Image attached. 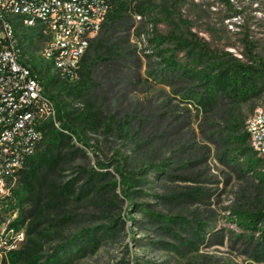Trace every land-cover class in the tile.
Returning a JSON list of instances; mask_svg holds the SVG:
<instances>
[{"label":"rangeland","instance_id":"374dc122","mask_svg":"<svg viewBox=\"0 0 264 264\" xmlns=\"http://www.w3.org/2000/svg\"><path fill=\"white\" fill-rule=\"evenodd\" d=\"M150 1L153 5L147 6L144 17L132 13L130 31L125 33L131 62L125 64L122 77L99 87L93 96L72 102V109L80 110L97 99L107 118L91 134L99 156L88 150L90 159H77L75 166L95 168L99 161L111 162L120 153L129 158L131 168L165 162L167 173L157 178L156 172H150L143 193L134 198L136 209L121 187L109 194L115 205L104 217L91 203L82 202L80 218L73 223L50 231L45 227L38 238L39 263L55 259L51 256L57 255L58 246L74 234L121 216L124 227L113 238L86 255L68 256L66 264H264V256L256 255L250 233L243 232L236 215L241 209L251 210L254 205L249 203L259 196L255 174L260 170L251 176L237 166L255 156H244L239 150L238 133H226L219 118L184 99L197 83H167L159 65L161 59L174 55L182 65L205 68L208 56L200 63L194 61L184 46L178 47L180 39L198 43L199 51L206 50L210 56L230 53L246 61L249 38L255 54L264 59V0ZM44 44L37 40L25 47L26 52L38 59ZM250 105L256 106L255 111L264 109V92ZM72 172H66V177L76 175ZM192 189L204 192L197 202L183 197ZM260 197L264 199L263 194ZM151 213L164 220L156 222ZM199 222L206 228L198 241L194 233ZM9 256L0 258V264Z\"/></svg>","mask_w":264,"mask_h":264},{"label":"trees","instance_id":"16d2710c","mask_svg":"<svg viewBox=\"0 0 264 264\" xmlns=\"http://www.w3.org/2000/svg\"><path fill=\"white\" fill-rule=\"evenodd\" d=\"M150 0H112V8L105 18L101 31L91 42V46L80 64V77L75 82L58 79L51 73V65L34 57L26 58L22 53L21 62L30 65L33 75L44 85L46 93L54 101L58 111L60 128L53 121L45 122L39 130L42 139L37 152L28 161L23 171L19 188L15 191L20 216L17 223L27 225L26 246L10 254L8 261L2 264H40L38 238L55 228H65L80 218V203H91L99 216L104 217L115 202L110 193L122 187V195L133 202V209L138 208L134 198L142 194L141 187L149 183L151 171L157 178L167 173V163H154L131 168L128 157L117 153L111 162L99 161L98 167L87 165L75 166L77 159H90L88 150L99 156L92 143L91 134L96 133L106 121V113L97 99L89 100L84 109H72V102L93 96L95 90L109 85L122 77L125 64L130 61L131 51L126 34L130 31L132 13L145 16ZM20 38V45L23 42ZM185 47L198 63L206 56V66L198 70L194 66L182 65L174 55L161 59L162 78L174 84L176 80L197 83L184 95V99L197 102L207 114L219 118L226 133H238L239 150L244 156L252 153L253 160H247L241 171L254 176L257 169L258 195L249 204L250 209L236 212L240 227L250 233L249 242L255 245L256 255L264 256V159L250 147L247 121L254 114L256 106L250 105L264 92V59L254 52V45L245 40L246 58L243 61L230 53L210 54L199 51L198 43L180 39L178 47ZM204 46V45H203ZM206 46H204L205 48ZM198 51V52H197ZM124 66V67H123ZM107 82V83H104ZM252 114V115H253ZM111 127L110 123L107 125ZM116 162V166L114 163ZM115 166V167H114ZM111 168H114L112 173ZM73 171V177H66V172ZM119 177L118 181L116 178ZM80 183L82 185L80 186ZM116 194V193H115ZM204 196L201 189H192L183 197L198 201ZM119 200V197L115 195ZM167 201L168 198H163ZM247 200V199H245ZM144 209V206L139 207ZM156 222L164 220L160 215L151 213ZM131 222L135 219L129 217ZM125 219L119 216L115 220L103 223L99 227L85 229L74 234L65 244L59 245L55 259L44 264H66L68 256H83L101 247L109 238H113L118 229L123 228ZM179 224L178 221L175 222ZM206 224L198 223L194 236L199 241ZM165 232H170L168 227ZM257 234H259L257 236ZM245 236L244 234L242 235ZM242 238V237H240ZM245 238V237H244ZM141 264V263H140Z\"/></svg>","mask_w":264,"mask_h":264},{"label":"built area","instance_id":"2783aa9c","mask_svg":"<svg viewBox=\"0 0 264 264\" xmlns=\"http://www.w3.org/2000/svg\"><path fill=\"white\" fill-rule=\"evenodd\" d=\"M111 8L112 0H0V258L27 240L15 191L43 137L39 127L53 121L60 128L54 101L22 53L30 58L25 47L44 41L38 59L58 79L77 81ZM247 131L252 151L264 159V109L248 119Z\"/></svg>","mask_w":264,"mask_h":264}]
</instances>
